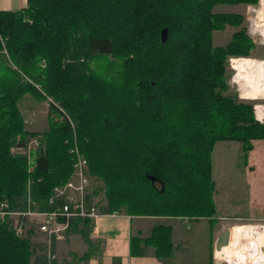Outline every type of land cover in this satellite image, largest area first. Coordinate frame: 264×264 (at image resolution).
I'll list each match as a JSON object with an SVG mask.
<instances>
[{
    "label": "trees",
    "instance_id": "obj_1",
    "mask_svg": "<svg viewBox=\"0 0 264 264\" xmlns=\"http://www.w3.org/2000/svg\"><path fill=\"white\" fill-rule=\"evenodd\" d=\"M258 2L28 0L22 10H0V204L8 199L11 208L23 209L30 191L49 209L54 187L72 175L76 142L90 174L104 183L101 212L214 218L215 144L240 141L248 155L252 140L264 139L253 103L229 83V57H249L256 45L245 28L215 45V31L245 18L214 8ZM29 91L51 97L50 107L63 116L43 132L33 172L25 157L11 153L18 136L38 135L24 128L18 107ZM72 227L90 243L89 219ZM172 239V227L158 224L143 242L156 256L170 257ZM43 250L0 216V264H48Z\"/></svg>",
    "mask_w": 264,
    "mask_h": 264
},
{
    "label": "rangeland",
    "instance_id": "obj_2",
    "mask_svg": "<svg viewBox=\"0 0 264 264\" xmlns=\"http://www.w3.org/2000/svg\"><path fill=\"white\" fill-rule=\"evenodd\" d=\"M214 11L219 12V13H238L244 16L245 18L240 26L235 27L232 25H227L225 29L221 31H215L213 35V40H214L215 45L225 46L228 42L231 41L234 32L238 31L241 28H245L247 30L248 35L252 38L253 42L255 43L256 46L251 51V54L249 55V57L244 56V55L229 57V71H230L229 83L231 85V91L238 92L239 97L241 99L245 101H250L253 103L254 115L256 119L262 123L264 122V98L251 99V98H245L241 96L242 91L240 89L239 83L236 81H233L232 78L237 73L239 69V65H242L243 62H240L241 64L239 63L238 65L237 64L232 65L231 58H240V57L248 58L250 61H248L247 63L250 64L249 66L250 69L254 68L253 63L251 61H257V60L264 61V4L261 2V0H259L257 4H246V3L218 4L215 6ZM2 42L4 46L3 51L6 53L7 57L9 58L8 52L5 48V39L2 38ZM20 74L24 81H27L33 84L34 86H36L38 90L42 91L40 85L36 84L27 74L23 73L22 71H20ZM243 74L246 75L248 74V72L245 71L243 72ZM248 75H246L245 77L243 76L244 79L242 78V81L246 80ZM259 92L262 95H264V85H262L259 88ZM52 100L53 99L47 95L44 99V98L37 96L34 92L29 91V92H26L21 97L18 103V107H19L20 113L24 121L23 122L24 128L28 131L38 132V135H32L31 137L26 138V139H23L22 137L18 136L16 139V142L11 146V153L13 155L26 158L27 164H28V172H33L34 170L35 153H36L37 148L40 146L45 147V136L43 132L49 128L50 121L55 120V121L61 122L63 120V116H61L58 111L50 107V102ZM256 106L257 108L260 109L259 113L257 111ZM68 119L70 118L68 117ZM34 137L40 139L41 144L37 145L36 143H33L32 146H29V143H28V146H25V143L28 140L31 141ZM258 140L263 141L264 139H253L252 140L253 149L255 148L257 144L262 143V141L257 143ZM21 143H24V145H20ZM223 145H225V147L227 148L226 152H224V150L221 147ZM261 148L262 147L257 146L256 151L251 152L253 151V149H251L247 155L244 153L242 143L240 141L220 140L215 144L213 152H212V177L217 187L215 188L216 198L214 195L216 209H217V205L225 204L228 201L231 204H235V202H240V203H243L242 207L246 206V197H245L244 191L240 187V182H243L241 178L244 176L245 172H248V170L252 171L255 168V166L257 165L255 162H258L262 165L264 164V162H260V158L264 159V153L262 154V156L259 153ZM243 171L245 172L243 173ZM259 175L261 178L263 173L260 174L259 172ZM262 180L264 182V179ZM232 182H234L236 187H233ZM262 184L264 185V183ZM88 190L91 194L90 196L93 202L96 203L99 210L101 209L102 206L106 205L107 201H106L105 186L102 180L91 175V181H90V186ZM3 202H6L9 205L8 208H11L10 202L8 201V199L3 200ZM35 207L36 206H34V209ZM26 208L28 209L29 205L28 206L26 205V207L23 209H26ZM223 211H224L223 209L221 210L217 209V213L215 217L212 219H209L206 217H203L205 219H201V218L190 219L189 217H178V218H180L181 220H192L193 221V225L195 227H193V229L190 230V232H193L195 228L197 229L196 223H195L197 220L203 223L206 222L205 223L206 227L208 226V223L212 224L211 226H214L217 224L218 221L220 222L217 225L222 228L228 227V226L240 225V224L251 225L250 229H252V231H256V233L255 232H254L255 234L246 233L243 237H241L235 243L237 246L232 247V250L233 251L237 250V253L235 255H237V259L242 260L244 264H259V263H255L256 258H257L256 250L251 251V249L253 247L254 239L258 238L260 241L259 243H260L261 252L264 254V234L263 235L261 234L262 232H264V219H261V218L220 219L218 212H220V215H221V214H224ZM123 213H126V212L123 211ZM196 231L197 230H194L195 233ZM188 232L189 230H186L185 238ZM194 232H193V235H194ZM18 237L28 238L30 242H32V244H39L38 242H41L44 239L42 235L38 234L34 230L30 231L25 236H22V237L18 236ZM185 238H182V239H185ZM194 239L195 240L193 244L191 245L194 246V249H197L198 255L196 256V261L195 260L193 261L198 262V264H205L204 263L205 259L203 256H204V252L205 254H207L206 248H207L208 243H207L206 236L204 235V232L202 231V229L196 233V235L194 236ZM172 240H173V244L175 248V245L178 241L174 239ZM211 243H213L212 236H211ZM191 249H193L192 246H191ZM215 252L216 250L211 249V262H212L211 264H232L218 257L215 254ZM57 258H58L57 262H59L60 264L62 263L65 264L62 261V259H60L58 256ZM174 264H177V262L175 261Z\"/></svg>",
    "mask_w": 264,
    "mask_h": 264
},
{
    "label": "crops",
    "instance_id": "obj_3",
    "mask_svg": "<svg viewBox=\"0 0 264 264\" xmlns=\"http://www.w3.org/2000/svg\"><path fill=\"white\" fill-rule=\"evenodd\" d=\"M27 6L28 0H0V10H22ZM260 141L262 140H258L257 143H259ZM257 146L262 147L259 151L260 155L262 156V154L264 153V140L261 144H257L251 152L256 151ZM221 147L224 152L227 151L225 145ZM260 162H264V159L260 158ZM255 163L257 165L252 171H243V173L245 172L244 176L241 178L243 182H240V187L244 191L246 197V206H244L245 208L242 207L243 203L240 202H235V204H231L228 201L225 204H219L217 205V209L224 210V214L220 215V212H218L220 219H264V185L262 184L264 183L262 180L264 179V164L262 165L258 162ZM259 172L260 174L263 173L261 178ZM232 183L233 187H236L234 182ZM214 195L216 198V189ZM219 222L220 221H218L217 224H219ZM195 223L197 229L195 228L194 230H197V233L199 230L202 229L208 243L206 248L207 254H205L204 252L203 256L205 259L204 263L211 264V249L216 250L215 241L217 239L218 234L225 227H219L217 224L211 226L212 224L210 223H208V226L206 227V222L203 223L198 220ZM158 224H169L173 229V239L178 241L175 245L174 253L170 257L156 256L154 253V247L146 245L143 242L144 239L148 238L151 235L154 226ZM97 226V232L94 231L92 228L90 229V243L85 241L83 236L77 231L76 227H72L69 230L66 239L58 241L56 243L55 247L57 256L62 259L65 264H69L71 261L77 260L74 258L81 257L85 253H89V256L83 258L82 260H77L74 263L174 264V262L176 261L177 264H198V262L193 261H196L198 251L197 249H194L193 245H191L193 244L195 240L194 236L196 235L194 230V235L193 232H190V230L195 227L193 225L192 220H181L180 218L164 216L131 215L123 212H118L116 215H104L99 217L97 220ZM186 230H189V232L185 238ZM254 232L256 233V231H252V229H249V231H247L248 234H253ZM211 236L213 237V243H211ZM133 238H136V240H134V243ZM259 242V239H257L256 244L254 246V250H256L257 253H262ZM191 246L194 250L191 249ZM141 249L144 250V254L138 253V251H140ZM215 254L225 260L224 257L220 256L219 252H215ZM255 263L262 264V262L259 261L258 258H256ZM241 264L244 263L242 262Z\"/></svg>",
    "mask_w": 264,
    "mask_h": 264
},
{
    "label": "built area",
    "instance_id": "obj_4",
    "mask_svg": "<svg viewBox=\"0 0 264 264\" xmlns=\"http://www.w3.org/2000/svg\"><path fill=\"white\" fill-rule=\"evenodd\" d=\"M238 58H231L233 60ZM237 73L233 76L235 80ZM245 77V76H244ZM33 143L41 144V140L34 137L27 141L25 146ZM24 145V143L20 144ZM74 157L73 172L68 181L55 186L48 201L49 209L40 208V204L27 192L26 202L29 208H8L6 202L0 204V216L8 221L17 236H25L30 231H36L44 237L38 242L43 247L48 264H60L56 253V243L65 240L76 219H89L91 228L98 231L97 220L104 215H116L118 212L103 213L93 202L89 192L91 174L88 159L75 142L71 150ZM33 206V208H32ZM34 206L35 209H34Z\"/></svg>",
    "mask_w": 264,
    "mask_h": 264
},
{
    "label": "bare ground",
    "instance_id": "obj_5",
    "mask_svg": "<svg viewBox=\"0 0 264 264\" xmlns=\"http://www.w3.org/2000/svg\"><path fill=\"white\" fill-rule=\"evenodd\" d=\"M261 2L264 4V0H261ZM248 61H250L248 58H241V57L238 59H234L232 61L233 64H237V65L240 62H243L242 65H239V69H238L237 75L235 77V80H236V82L239 83L240 89L242 91L241 96L245 97V98H251V99L264 98V95H262L259 92V88L262 85H264V61L263 60L251 61L253 63V67H254V68L251 67L252 69L249 68L250 64L247 63ZM245 71L248 72L249 75L246 74V75H248L247 79L242 81L243 76H246L245 74H243V72H245ZM256 108H257V106H256ZM259 110L260 109L257 108L258 113H259ZM250 228H251V226H249V225H242V224L234 225L233 226V235H232V239L230 241V244L228 246L223 247V249L220 251L216 250V252H219L220 256L224 257L225 260H227L229 263L241 264L242 263L241 260L237 259V255H235L237 253V251L236 250L233 251L232 247L237 246L235 243L241 237H243L244 234L247 233V231H249ZM262 234H264V232H262ZM257 239L258 238H255L251 251L254 250V246L256 244ZM256 257L258 258L259 261L262 262V264H264V254L263 253H257L256 252Z\"/></svg>",
    "mask_w": 264,
    "mask_h": 264
},
{
    "label": "water",
    "instance_id": "obj_6",
    "mask_svg": "<svg viewBox=\"0 0 264 264\" xmlns=\"http://www.w3.org/2000/svg\"><path fill=\"white\" fill-rule=\"evenodd\" d=\"M169 36V28L165 27L161 31V38L162 42H166ZM153 181H155V178L152 176H149ZM233 235V226L225 227L217 236V239L215 241V249L217 251H220L223 249V247L228 246L230 244V241L232 239Z\"/></svg>",
    "mask_w": 264,
    "mask_h": 264
}]
</instances>
